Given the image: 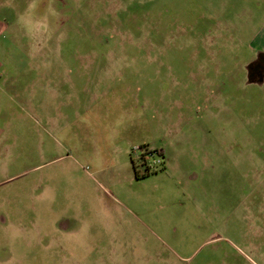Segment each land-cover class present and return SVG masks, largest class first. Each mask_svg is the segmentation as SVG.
<instances>
[{
  "label": "rangeland",
  "instance_id": "rangeland-1",
  "mask_svg": "<svg viewBox=\"0 0 264 264\" xmlns=\"http://www.w3.org/2000/svg\"><path fill=\"white\" fill-rule=\"evenodd\" d=\"M257 59L264 0H0V264H264Z\"/></svg>",
  "mask_w": 264,
  "mask_h": 264
},
{
  "label": "flooded vegetation",
  "instance_id": "flooded-vegetation-1",
  "mask_svg": "<svg viewBox=\"0 0 264 264\" xmlns=\"http://www.w3.org/2000/svg\"><path fill=\"white\" fill-rule=\"evenodd\" d=\"M263 69H264V60L262 61L261 59H257L254 63L249 65L247 69L249 82L253 84V80H255V78L261 79Z\"/></svg>",
  "mask_w": 264,
  "mask_h": 264
},
{
  "label": "trees",
  "instance_id": "trees-1",
  "mask_svg": "<svg viewBox=\"0 0 264 264\" xmlns=\"http://www.w3.org/2000/svg\"><path fill=\"white\" fill-rule=\"evenodd\" d=\"M133 170H134V175L136 176L135 178L139 180L141 176L138 174V172L136 171V168H135V167H133ZM145 173H146V175H151V174L148 172V169L146 170ZM146 175H142V176H143V177H147ZM143 177H142V178H143Z\"/></svg>",
  "mask_w": 264,
  "mask_h": 264
},
{
  "label": "crops",
  "instance_id": "crops-1",
  "mask_svg": "<svg viewBox=\"0 0 264 264\" xmlns=\"http://www.w3.org/2000/svg\"><path fill=\"white\" fill-rule=\"evenodd\" d=\"M159 153L161 154L162 158H164V156H165V152L161 150V151H159ZM168 161H169V162H168V163H169L168 165H170V164H171V161L174 162V161H176V159H173V158H172V159H169Z\"/></svg>",
  "mask_w": 264,
  "mask_h": 264
},
{
  "label": "built area",
  "instance_id": "built-area-1",
  "mask_svg": "<svg viewBox=\"0 0 264 264\" xmlns=\"http://www.w3.org/2000/svg\"><path fill=\"white\" fill-rule=\"evenodd\" d=\"M159 163V161L158 162H153V164H158Z\"/></svg>",
  "mask_w": 264,
  "mask_h": 264
},
{
  "label": "water",
  "instance_id": "water-1",
  "mask_svg": "<svg viewBox=\"0 0 264 264\" xmlns=\"http://www.w3.org/2000/svg\"><path fill=\"white\" fill-rule=\"evenodd\" d=\"M250 83V82H249Z\"/></svg>",
  "mask_w": 264,
  "mask_h": 264
}]
</instances>
